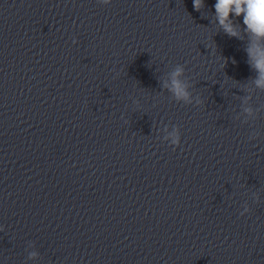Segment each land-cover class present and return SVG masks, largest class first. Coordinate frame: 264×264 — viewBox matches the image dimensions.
<instances>
[{
  "label": "water",
  "instance_id": "water-1",
  "mask_svg": "<svg viewBox=\"0 0 264 264\" xmlns=\"http://www.w3.org/2000/svg\"><path fill=\"white\" fill-rule=\"evenodd\" d=\"M214 3L0 0V264H264V90Z\"/></svg>",
  "mask_w": 264,
  "mask_h": 264
},
{
  "label": "clouds",
  "instance_id": "clouds-1",
  "mask_svg": "<svg viewBox=\"0 0 264 264\" xmlns=\"http://www.w3.org/2000/svg\"><path fill=\"white\" fill-rule=\"evenodd\" d=\"M102 5L111 4L112 0H98ZM194 8L199 11L204 7V0H193ZM215 22L229 36L239 37L241 30L234 23L235 18L242 16L243 31L248 35L250 43L246 49L251 61V67L257 72L254 80L256 88L264 90V0H215L213 5ZM241 29V24H239ZM75 43V41H73ZM163 89L169 92L172 98L184 104H201L202 99L199 96H193L190 91L192 85L185 77L184 65L177 64L167 74L162 81ZM250 97L245 98L244 107L242 108L244 121L255 119L258 108L248 104ZM134 103H136L134 101ZM239 118V117H238ZM162 139L167 141L171 146H178L181 142L180 129L176 125L169 128L168 125L163 127ZM258 135V133L254 134ZM253 199H259L253 194ZM249 211L247 204L243 206L241 215ZM0 230L3 227L0 226ZM28 248L33 249V244L29 243ZM39 253L35 250L28 251L27 259L35 260Z\"/></svg>",
  "mask_w": 264,
  "mask_h": 264
}]
</instances>
